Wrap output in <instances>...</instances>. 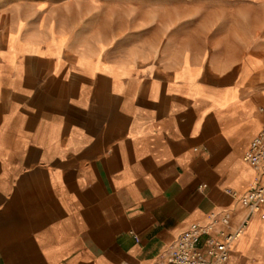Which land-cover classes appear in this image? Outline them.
Listing matches in <instances>:
<instances>
[{
	"label": "crops",
	"instance_id": "1",
	"mask_svg": "<svg viewBox=\"0 0 264 264\" xmlns=\"http://www.w3.org/2000/svg\"><path fill=\"white\" fill-rule=\"evenodd\" d=\"M236 4L264 0H0V264H157L212 211L249 216L224 264H264V201L232 194L264 33Z\"/></svg>",
	"mask_w": 264,
	"mask_h": 264
},
{
	"label": "built area",
	"instance_id": "2",
	"mask_svg": "<svg viewBox=\"0 0 264 264\" xmlns=\"http://www.w3.org/2000/svg\"><path fill=\"white\" fill-rule=\"evenodd\" d=\"M244 158L258 171V176L248 189L232 194L251 214L259 211L264 201V123ZM248 217L234 225L227 212L212 211L206 220L191 222L179 233L157 264H224Z\"/></svg>",
	"mask_w": 264,
	"mask_h": 264
},
{
	"label": "rangeland",
	"instance_id": "3",
	"mask_svg": "<svg viewBox=\"0 0 264 264\" xmlns=\"http://www.w3.org/2000/svg\"><path fill=\"white\" fill-rule=\"evenodd\" d=\"M211 13V11H208ZM220 19H229L233 32L251 30L252 32L264 33V7L243 9L239 4L232 10L221 9ZM206 28V27H205Z\"/></svg>",
	"mask_w": 264,
	"mask_h": 264
}]
</instances>
